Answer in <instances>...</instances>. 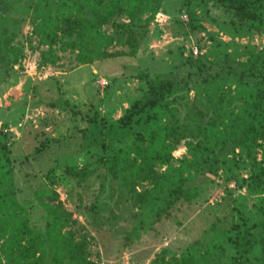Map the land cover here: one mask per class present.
Wrapping results in <instances>:
<instances>
[{
    "label": "trees",
    "instance_id": "obj_1",
    "mask_svg": "<svg viewBox=\"0 0 264 264\" xmlns=\"http://www.w3.org/2000/svg\"><path fill=\"white\" fill-rule=\"evenodd\" d=\"M193 2L224 9L221 20L228 26L264 35V0H186L187 4ZM161 6L162 0H25L17 8L32 14V32L41 48L38 66L44 67L58 62V51L74 52L79 64L120 54L135 56ZM122 14L129 20L117 21ZM111 22L114 30L109 33L103 27ZM17 26L0 7V59L17 63L24 56L21 47L11 44ZM116 44L128 46L129 51H110ZM216 51L225 70L222 75H203V63L186 59L198 69L199 75L192 78L195 72H190L189 78L193 79L195 100L202 102L204 109H192L187 121L181 122L179 104L187 102L189 82L183 84L177 75L151 74L136 68L135 76L145 81L144 93L125 107L118 119L127 132L136 128L128 136L104 140L100 145L105 149L100 159L113 178L131 183V189L138 179L153 184V191L144 192L140 198L148 208V217L157 218L181 199L192 200L206 176L227 165L237 147L246 149L249 157H253L256 146L264 149V47L245 50L246 60L236 58L223 45L218 44ZM235 100L241 104L233 107ZM48 105L80 113L68 103L64 106L53 100ZM98 115L82 116L92 122L98 121ZM205 115L211 117L205 121ZM219 118H227L223 129L217 125ZM35 138L34 150L18 159L13 155L12 142L0 137V264H98L88 249L89 233L82 231L57 189L67 183L75 165L58 158L49 167L40 164L43 173L25 169L49 154L51 139L69 144L68 138ZM183 140L190 157L174 166L173 152ZM164 166L167 168L161 171ZM243 182L251 190L262 192L263 197L255 202L262 218L251 221L241 215L234 228H215V238L195 252L198 259L181 264H243L253 260L250 254L264 264V152ZM144 223L142 219L139 227L146 228ZM156 264L163 263L156 260Z\"/></svg>",
    "mask_w": 264,
    "mask_h": 264
},
{
    "label": "rangeland",
    "instance_id": "obj_2",
    "mask_svg": "<svg viewBox=\"0 0 264 264\" xmlns=\"http://www.w3.org/2000/svg\"><path fill=\"white\" fill-rule=\"evenodd\" d=\"M24 1L0 3L18 25L11 44L24 51L17 63L0 59V137L12 142L13 155L18 159L34 150L35 135L41 140L53 136L68 138L69 144L51 139L49 154L34 161L31 157L32 166L25 169L43 173L40 164L49 167L58 158L75 165L67 183L57 189L65 207L80 222L82 231L89 233L88 249L92 259L98 264L192 262L199 257L195 254L199 253L197 249L206 248L215 238V228H234L241 221V215L251 221L262 218L255 206L263 197L262 192L251 190L243 182V178L250 175L254 161L261 159L262 146H256L253 157L248 156L246 149L237 147L229 155L227 165L216 174L206 176L192 200L181 199L168 212L154 218L148 217V208L140 200L144 192L153 189V184L138 179L134 182L135 189H131V183L113 178L100 159L105 155L100 145L104 140L112 141L123 134L128 136L136 128L127 132L118 121L125 107L144 93L145 81L135 76L136 68L151 74L177 75L183 84L189 82L191 90L187 102L179 104L181 122L187 121L189 111L197 107L204 109V104L195 100L196 90L193 79L189 78L190 72H195L192 78L197 77L198 69L186 59L203 63V75H222L225 70L218 62L221 57L216 51L218 44L236 58L246 60L245 50L258 51L264 47V35L228 26L221 20L224 9L212 4L162 0L160 12L135 56L120 54L79 64L74 52L58 51V62L39 67L41 48L38 37L32 32V14L17 8ZM214 17L220 21L214 22ZM128 20L126 14L117 19ZM103 28L109 33L114 30L112 22ZM109 50L129 51V47L116 44ZM53 100L64 106L71 104L80 113L75 115L62 106H49L48 102ZM239 104L241 102L235 100L232 106ZM94 112L99 114L98 121L84 118ZM210 117L205 115L204 120ZM226 119H216L219 129L225 128L223 120ZM173 155L174 166L181 165L184 157H190L185 140ZM142 219L146 228L139 227ZM250 258L253 260L243 264H259L255 255L250 254Z\"/></svg>",
    "mask_w": 264,
    "mask_h": 264
},
{
    "label": "built area",
    "instance_id": "obj_3",
    "mask_svg": "<svg viewBox=\"0 0 264 264\" xmlns=\"http://www.w3.org/2000/svg\"><path fill=\"white\" fill-rule=\"evenodd\" d=\"M195 51H197V53H198V50L197 49H195Z\"/></svg>",
    "mask_w": 264,
    "mask_h": 264
}]
</instances>
